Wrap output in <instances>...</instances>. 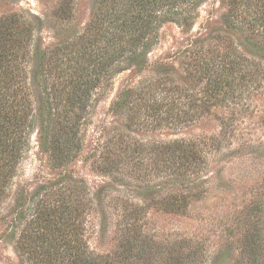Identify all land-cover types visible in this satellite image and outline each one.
<instances>
[{
    "label": "rangeland",
    "instance_id": "1",
    "mask_svg": "<svg viewBox=\"0 0 264 264\" xmlns=\"http://www.w3.org/2000/svg\"><path fill=\"white\" fill-rule=\"evenodd\" d=\"M66 2H70L72 17L59 21L54 12ZM225 2L206 0L190 31L174 23L165 24L148 54L147 70L122 72L114 77L112 86H100L94 92L89 116L80 130L82 151L72 161L68 170L72 173L67 177L84 181L96 199L98 210L88 217L87 234L95 254L112 258L121 251L124 216L142 207L137 225L142 241L131 264H170L187 247L196 253L197 264H264V80L255 94L245 88L234 101L201 108L196 99L205 85L187 79L183 65L191 49L189 44L195 41L202 42L197 48L213 57L225 53L231 45L248 56L257 53L255 41L246 40L225 25ZM92 7L93 0H0V14L24 11L44 20L39 33V60L27 74L37 109L44 107L47 85L53 82L46 72L50 50L60 46V40L73 41L85 31ZM263 36L257 41H264ZM261 60L264 63V57ZM138 82H144V88L152 86L156 92L159 88L168 90L154 123L147 116L146 104L139 103L136 111L124 114L112 111L124 84ZM182 85L183 93L177 92ZM201 113H205L203 117ZM185 114L192 120L189 125L180 124L176 129L170 126L172 116ZM128 117L137 118L141 126L127 127ZM51 119L52 115H47L44 125L48 127ZM57 121L51 137L60 132ZM146 122L153 125L144 127ZM224 128L229 132L225 133L222 152L203 146ZM182 140L201 143L206 161L204 173L193 184L169 177L165 169L170 156L157 148ZM45 144L39 122L31 133L30 149L20 162L9 196L0 206V264H21L9 227L16 209L40 187L61 178L51 153L44 150ZM108 153L116 158L115 164L107 159ZM186 188L204 189V193L191 202L185 214L167 213L161 198L169 191ZM251 234L257 245L245 252ZM119 261L116 264H128L127 260Z\"/></svg>",
    "mask_w": 264,
    "mask_h": 264
},
{
    "label": "trees",
    "instance_id": "2",
    "mask_svg": "<svg viewBox=\"0 0 264 264\" xmlns=\"http://www.w3.org/2000/svg\"><path fill=\"white\" fill-rule=\"evenodd\" d=\"M205 1L93 0L85 31L75 36L73 41L60 40L61 45H55V54L50 50L48 58L46 52L43 53L47 58L48 79L52 78L53 82L47 85V100L42 109L35 107L27 74L39 60V33L44 20L24 11L0 14V206L9 196L20 162L30 149L31 133L39 122L40 131L46 136L44 150L51 153L54 168L61 170L58 175L61 178L40 187L16 209L10 221L14 249L21 264H116L121 259L131 264L137 256L142 241L137 227L142 207L124 216L121 251L112 258L97 255L91 250L87 237L88 217L98 210L96 199L84 181L67 177L72 173L68 170L82 151L80 130L86 124L98 87L106 89L112 86L116 75L130 69L136 73L147 70L148 54L159 41L163 26L174 23L187 31L192 30ZM225 1V25L246 40L255 41L257 53L248 56L231 45L225 53L213 57L204 54L203 48H197V44L202 42H191L183 65L187 79L194 78L205 85L196 99L201 108L234 101L245 88L255 94L264 80V63L261 60L264 41H257L264 34V0ZM63 5L66 6L54 12L59 21L72 17L70 2ZM161 76L166 78L167 75ZM143 85L144 82L125 83L112 105V111L124 114L135 110L139 103L146 104L147 116L153 118L154 123L164 107L168 90L159 88L156 92L151 90L152 86L144 88ZM184 86H178L177 92L183 93ZM149 88L150 91L147 90ZM201 114L203 117L205 113ZM47 115L53 118L48 127L44 125ZM55 120H58L60 132L53 133L51 137ZM191 121L185 114L172 116L169 124L176 129L180 124L186 127ZM160 122L158 120L157 124ZM125 123L127 127L141 126L137 118L128 117ZM145 124L144 127L148 128L153 125ZM232 130L231 135L234 133ZM228 132L229 129L224 128L218 136L210 138L209 143L203 142V146L222 152L225 133ZM157 148L170 156L165 169L169 177L189 184L201 178L206 168L201 143L182 140ZM110 155L108 153L107 159L115 164L116 158ZM203 193L204 189L200 188L172 190L161 198L160 204L164 205L167 213L185 214L191 202ZM152 202L154 204L155 200ZM251 237L245 252H251L257 245L254 234ZM181 252V256L172 259L170 264H197V255L189 251V247Z\"/></svg>",
    "mask_w": 264,
    "mask_h": 264
}]
</instances>
